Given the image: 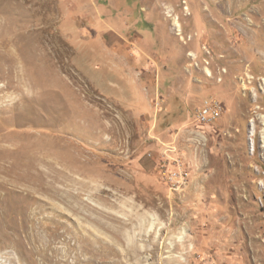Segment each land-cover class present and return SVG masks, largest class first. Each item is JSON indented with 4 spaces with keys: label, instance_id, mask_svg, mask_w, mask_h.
Wrapping results in <instances>:
<instances>
[{
    "label": "rangeland",
    "instance_id": "rangeland-1",
    "mask_svg": "<svg viewBox=\"0 0 264 264\" xmlns=\"http://www.w3.org/2000/svg\"><path fill=\"white\" fill-rule=\"evenodd\" d=\"M0 264H264V0H0Z\"/></svg>",
    "mask_w": 264,
    "mask_h": 264
},
{
    "label": "built area",
    "instance_id": "built-area-1",
    "mask_svg": "<svg viewBox=\"0 0 264 264\" xmlns=\"http://www.w3.org/2000/svg\"><path fill=\"white\" fill-rule=\"evenodd\" d=\"M219 116V110L213 105H206L196 115V122L201 125H209Z\"/></svg>",
    "mask_w": 264,
    "mask_h": 264
},
{
    "label": "bare ground",
    "instance_id": "bare-ground-1",
    "mask_svg": "<svg viewBox=\"0 0 264 264\" xmlns=\"http://www.w3.org/2000/svg\"><path fill=\"white\" fill-rule=\"evenodd\" d=\"M174 25H175L176 27H179V26H178V24H177L176 22H175V24H174ZM177 29H178V28H177Z\"/></svg>",
    "mask_w": 264,
    "mask_h": 264
}]
</instances>
